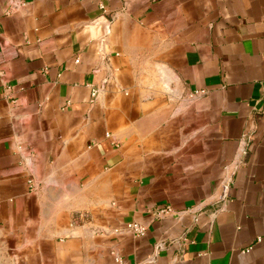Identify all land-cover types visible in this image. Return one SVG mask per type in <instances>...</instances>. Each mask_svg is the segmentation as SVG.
<instances>
[{
	"label": "crops",
	"instance_id": "1",
	"mask_svg": "<svg viewBox=\"0 0 264 264\" xmlns=\"http://www.w3.org/2000/svg\"><path fill=\"white\" fill-rule=\"evenodd\" d=\"M99 1L0 0V264H264V0Z\"/></svg>",
	"mask_w": 264,
	"mask_h": 264
},
{
	"label": "built area",
	"instance_id": "2",
	"mask_svg": "<svg viewBox=\"0 0 264 264\" xmlns=\"http://www.w3.org/2000/svg\"><path fill=\"white\" fill-rule=\"evenodd\" d=\"M105 1L106 0H100L99 1V5L101 7L102 10H105ZM98 91L96 89H94L93 93H92V97L93 100L97 97ZM109 136V133L107 134ZM172 213V208L170 206H165L162 208H158L156 211V216L157 217H163L167 214ZM125 229L127 231H129L130 233H132L134 236H142L146 233L148 226L145 224H142L138 221H129L126 223L125 225ZM261 238H259L260 240ZM113 255L115 258V261L117 264H127L124 259L122 258V256L117 253L116 251H113Z\"/></svg>",
	"mask_w": 264,
	"mask_h": 264
}]
</instances>
